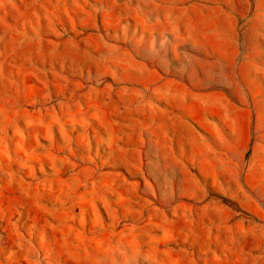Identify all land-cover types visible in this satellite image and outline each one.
Segmentation results:
<instances>
[{
	"label": "rangeland",
	"instance_id": "1",
	"mask_svg": "<svg viewBox=\"0 0 264 264\" xmlns=\"http://www.w3.org/2000/svg\"><path fill=\"white\" fill-rule=\"evenodd\" d=\"M0 264H264V0H0Z\"/></svg>",
	"mask_w": 264,
	"mask_h": 264
}]
</instances>
